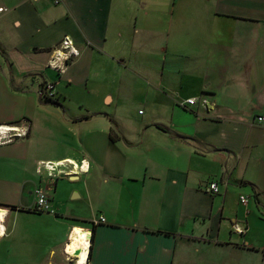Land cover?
<instances>
[{
  "label": "crops",
  "instance_id": "0c3cea01",
  "mask_svg": "<svg viewBox=\"0 0 264 264\" xmlns=\"http://www.w3.org/2000/svg\"><path fill=\"white\" fill-rule=\"evenodd\" d=\"M0 7V125L29 129L0 145L1 218L24 219L29 238L59 242L55 219L69 227L62 247H24L23 264H71L73 228L93 231L87 264H264V0ZM64 36L81 53L58 74L49 52ZM47 81L61 106L41 102ZM74 90L88 97L79 114L65 107ZM187 98L199 100L180 105ZM71 160L88 171L71 163L60 177L37 171L41 162ZM65 177L73 181L67 198L87 206L33 211L35 188L54 208ZM52 179L55 188H45ZM214 180L220 192H206ZM100 216L106 221L94 226Z\"/></svg>",
  "mask_w": 264,
  "mask_h": 264
},
{
  "label": "built area",
  "instance_id": "2783aa9c",
  "mask_svg": "<svg viewBox=\"0 0 264 264\" xmlns=\"http://www.w3.org/2000/svg\"><path fill=\"white\" fill-rule=\"evenodd\" d=\"M55 4L60 3V0H54ZM4 8L0 7V13L4 12ZM80 50L76 45L74 44L73 40L70 38V36H64L60 43L55 46L50 54V58L48 60V68L51 70L56 71L58 74H62L70 65V63L76 59L79 56ZM55 83L53 82H46L42 84L41 90H40V97L42 99H55L56 93H55ZM199 99L197 98H187L184 102H182L180 105L186 106V104L189 105H195L197 104ZM202 103L204 106L208 105L209 101L204 97L202 99ZM257 120L259 123L264 124V115H260L257 117ZM28 128L24 125L15 126V125H0V145L15 142L19 139H23L27 137L28 135ZM67 164L65 161H59L56 163L53 162H41L38 165L37 171L38 173H41L43 169H45L50 177H60L63 171H61L60 167H64ZM83 164L85 162L83 161L82 164H80L79 171L80 172H87L88 171V165L87 169H83ZM61 173V174H59ZM70 173V172H68ZM76 174V173H75ZM204 190L209 193H219L220 187L218 180L211 181L208 183ZM34 205L32 207V210L35 212H52V207L50 204L49 197L47 196V191L41 187L37 186L34 190ZM250 200L248 195H241L240 196V202L243 204H247ZM4 210L6 213L8 209L6 208H0ZM7 217V214H4V219L0 218V239L4 238L7 235V231L4 227L5 219ZM106 221V218L103 216H100L98 219L93 220L92 224L94 226H97L100 223H103ZM81 230H84L83 233V239L87 242V250H88V256L91 251L92 243H93V231L92 229H86V228H80ZM74 228L72 229L71 233L73 232ZM70 233V236H71ZM73 236H71L70 242L68 244L70 245L73 242L72 239ZM68 247V246H67ZM79 252V253H77ZM81 250L77 249L75 252L71 253L67 249V259L70 261L71 264H87L86 262L80 263L81 260Z\"/></svg>",
  "mask_w": 264,
  "mask_h": 264
},
{
  "label": "rangeland",
  "instance_id": "374dc122",
  "mask_svg": "<svg viewBox=\"0 0 264 264\" xmlns=\"http://www.w3.org/2000/svg\"><path fill=\"white\" fill-rule=\"evenodd\" d=\"M71 99L72 100L68 101L66 103L67 105L65 106L68 107L66 108L67 113H73V114L81 113L80 105L82 101L88 100L86 94H84L82 91L74 90V92L71 95ZM56 131L57 128L55 129V131H53V140H55V144L56 141L58 140L56 138L58 137L59 134L58 131L57 132ZM70 163L71 162L68 161L67 164L70 165ZM64 167L66 168V166ZM80 180L81 181L79 183L77 184L75 183L76 186H80L82 184V179ZM72 182L73 181L68 180V177L58 179L57 183L59 185L58 190L60 191V194H58V196H56L55 199L59 201V203L55 204L56 206L52 208L53 211L59 208L58 210L59 213H72L78 211L79 208L87 206V203L85 201H81V200L75 201V200H69L67 198L66 192L68 191V188H70L73 185ZM55 183L56 180L54 179L49 180L48 182L45 183V188L50 187L54 189ZM52 212L51 214H53ZM29 217L30 216H28V218ZM64 222H65L64 220L55 219L56 226L52 227V229L59 234L60 237V242H59V240L58 241L49 240V237L47 235L43 236L40 234H34L35 237L33 236V238H29V235L26 236L24 232V219H20V221L14 224L12 220H10L9 218V221L7 222V224H5V227L7 231L12 229L13 233L11 237L0 240V264H23L26 256V253L23 256V250L24 247L26 246L29 247V244L32 247H35V249L37 250H40L41 248L46 249V247L57 249V246L59 247V245L62 247L63 243L66 242L67 232L69 230L68 226L65 227ZM53 237L57 238L54 235ZM30 241L32 243H30ZM36 256L39 257L40 254L36 253ZM47 257H49L48 254Z\"/></svg>",
  "mask_w": 264,
  "mask_h": 264
},
{
  "label": "bare ground",
  "instance_id": "6f19581e",
  "mask_svg": "<svg viewBox=\"0 0 264 264\" xmlns=\"http://www.w3.org/2000/svg\"><path fill=\"white\" fill-rule=\"evenodd\" d=\"M65 162L68 163V161H65ZM71 164H75L73 166H75V169L79 171L80 166L77 164V161L71 160ZM86 167H87V165L84 164V166H83L84 170L87 169ZM3 213H4V210L0 209V218L2 217ZM73 231H75L77 235L74 236V237H72V238H74L73 239V242L74 243L72 242L68 246L69 247L68 248V251H70L71 253H73L77 249L81 250V253H82L81 256H83V257L81 258V262L80 263L86 262V260L88 258V250H87V242H88V240L85 241L83 239V233H84V231H82L81 229L74 228ZM76 240H78V241H76Z\"/></svg>",
  "mask_w": 264,
  "mask_h": 264
},
{
  "label": "trees",
  "instance_id": "16d2710c",
  "mask_svg": "<svg viewBox=\"0 0 264 264\" xmlns=\"http://www.w3.org/2000/svg\"><path fill=\"white\" fill-rule=\"evenodd\" d=\"M0 49H1V47H0ZM1 52L3 53L2 49H1ZM40 100H41V102H46L47 104H54V105H57V106H61L60 102L58 101L59 98H55V99H42L41 98ZM88 117H90V116H84V117H82L80 119H75V120L81 121V120L87 119Z\"/></svg>",
  "mask_w": 264,
  "mask_h": 264
},
{
  "label": "water",
  "instance_id": "95a60500",
  "mask_svg": "<svg viewBox=\"0 0 264 264\" xmlns=\"http://www.w3.org/2000/svg\"><path fill=\"white\" fill-rule=\"evenodd\" d=\"M77 253H79V252H77Z\"/></svg>",
  "mask_w": 264,
  "mask_h": 264
}]
</instances>
